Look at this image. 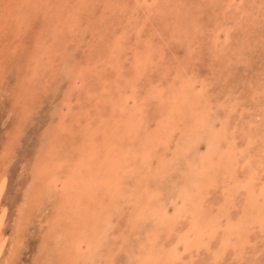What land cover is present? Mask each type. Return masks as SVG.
<instances>
[{"label":"rangeland","instance_id":"1","mask_svg":"<svg viewBox=\"0 0 264 264\" xmlns=\"http://www.w3.org/2000/svg\"><path fill=\"white\" fill-rule=\"evenodd\" d=\"M0 216V264H264V0H0Z\"/></svg>","mask_w":264,"mask_h":264},{"label":"bare ground","instance_id":"2","mask_svg":"<svg viewBox=\"0 0 264 264\" xmlns=\"http://www.w3.org/2000/svg\"><path fill=\"white\" fill-rule=\"evenodd\" d=\"M91 140V139H90ZM115 150V149H114ZM115 154V153H114ZM125 155V154H124ZM126 156V155H125ZM84 162V161H83ZM60 167V166H59ZM34 168V167H33ZM36 168V167H35ZM36 170H38V169H36ZM119 171V170H118ZM40 176V175H39ZM106 182V181H105ZM49 199V198H48ZM1 217V216H0ZM1 220V219H0ZM161 222V221H160ZM55 228V227H54ZM56 228H58V227H56ZM59 229V228H58ZM172 229V228H171ZM1 230V229H0ZM166 238V237H165ZM0 245H1V243H0ZM164 248V247H163ZM189 251V250H188ZM162 252V251H161ZM60 255V254H59ZM50 259V258H49ZM60 264V263H59Z\"/></svg>","mask_w":264,"mask_h":264}]
</instances>
